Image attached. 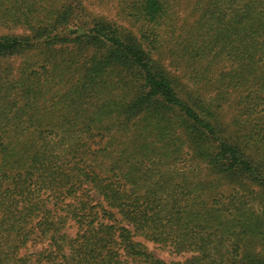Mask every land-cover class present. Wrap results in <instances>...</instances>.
Returning <instances> with one entry per match:
<instances>
[{
    "label": "trees",
    "instance_id": "obj_1",
    "mask_svg": "<svg viewBox=\"0 0 264 264\" xmlns=\"http://www.w3.org/2000/svg\"><path fill=\"white\" fill-rule=\"evenodd\" d=\"M114 1L0 0V264H264V0Z\"/></svg>",
    "mask_w": 264,
    "mask_h": 264
},
{
    "label": "rangeland",
    "instance_id": "obj_2",
    "mask_svg": "<svg viewBox=\"0 0 264 264\" xmlns=\"http://www.w3.org/2000/svg\"><path fill=\"white\" fill-rule=\"evenodd\" d=\"M86 4L89 7V11L92 13H95L96 15H102L106 16L108 18H116V9L114 7L115 1L114 0H86ZM185 15V14H183ZM96 199L99 200L100 197L96 195ZM66 232L70 236H74L77 232V227L74 225L73 222H71L66 229ZM136 241L141 242L144 244V246L147 248L149 252H151L153 255H155L157 258H160L162 260H165L167 262L171 261H184L185 259L189 258L191 254H183V255H177L173 252H171L168 248H162L160 245L151 242L149 240H146L142 237H136ZM46 242H43L41 244L32 245L30 244V247L23 251L26 253H39L42 247L46 245Z\"/></svg>",
    "mask_w": 264,
    "mask_h": 264
}]
</instances>
